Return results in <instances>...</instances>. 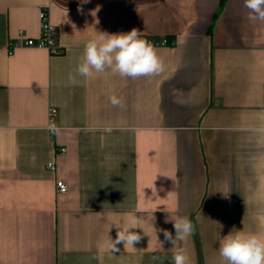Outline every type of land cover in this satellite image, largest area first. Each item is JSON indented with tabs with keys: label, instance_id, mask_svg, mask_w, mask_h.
I'll return each instance as SVG.
<instances>
[{
	"label": "crops",
	"instance_id": "crops-1",
	"mask_svg": "<svg viewBox=\"0 0 264 264\" xmlns=\"http://www.w3.org/2000/svg\"><path fill=\"white\" fill-rule=\"evenodd\" d=\"M45 9L61 53L11 48ZM248 15L244 0H0V264H168L180 247L227 264L223 236L264 237V21ZM133 28L174 42L162 73L69 82L89 40ZM130 214L142 240L109 252ZM177 215L195 232L162 249Z\"/></svg>",
	"mask_w": 264,
	"mask_h": 264
},
{
	"label": "clouds",
	"instance_id": "clouds-1",
	"mask_svg": "<svg viewBox=\"0 0 264 264\" xmlns=\"http://www.w3.org/2000/svg\"><path fill=\"white\" fill-rule=\"evenodd\" d=\"M83 2L87 3L89 0H83ZM244 7L248 9L250 20L264 21V0H244ZM99 10L98 5L93 13ZM108 70L122 78L136 79L159 75L165 70V66L163 59L158 55L156 46L142 38V32L138 29L133 28L126 33L100 32L98 39L89 40L84 45L79 63L74 73L69 74L68 80L71 84H77L78 76L88 79ZM109 99L113 106H123L122 97L112 94ZM49 131L58 133L59 129L52 123ZM251 131L264 133V127L251 129ZM228 193H223L225 198H228ZM199 218L197 215L196 219L199 220ZM164 222L173 224L175 235L167 229H155L156 233L158 231L163 235V241L158 240L162 249H164V243L175 246L177 241H185L195 232V224L187 216H166ZM139 223L140 218L136 214H130L122 227L115 226L116 236L113 239L108 235L107 250L115 253L120 251L118 247L120 244L134 248L135 244L140 243L143 237L134 231L139 228ZM219 254L227 264H264V237L240 230L231 231L219 241ZM154 259L162 261L161 257H154ZM168 264H192V262L186 250L180 247L176 248Z\"/></svg>",
	"mask_w": 264,
	"mask_h": 264
},
{
	"label": "built area",
	"instance_id": "built-area-1",
	"mask_svg": "<svg viewBox=\"0 0 264 264\" xmlns=\"http://www.w3.org/2000/svg\"><path fill=\"white\" fill-rule=\"evenodd\" d=\"M41 18V35L37 39L33 38H25L23 34L18 39V41L11 45V48L14 47H32V48H39V49H46L50 52L51 55H58L60 54L61 50L58 46V30L56 26L52 23L50 19V14L48 10H43L40 14ZM146 40L152 42L156 48L160 47H171L174 45L173 41H169L168 38L164 39H154V38H145ZM56 116V113L52 110L50 113V121L53 123V120ZM51 123V124H52ZM60 153L65 152V149H60ZM50 169L54 167L53 163L48 165ZM58 191L61 193H65L68 191V186L66 183L62 181L57 182Z\"/></svg>",
	"mask_w": 264,
	"mask_h": 264
},
{
	"label": "trees",
	"instance_id": "trees-1",
	"mask_svg": "<svg viewBox=\"0 0 264 264\" xmlns=\"http://www.w3.org/2000/svg\"><path fill=\"white\" fill-rule=\"evenodd\" d=\"M169 40V39H168ZM171 42V40H169Z\"/></svg>",
	"mask_w": 264,
	"mask_h": 264
}]
</instances>
